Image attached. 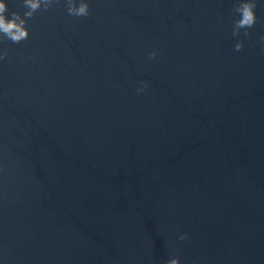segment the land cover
<instances>
[{"label": "water", "instance_id": "water-1", "mask_svg": "<svg viewBox=\"0 0 264 264\" xmlns=\"http://www.w3.org/2000/svg\"><path fill=\"white\" fill-rule=\"evenodd\" d=\"M87 2L0 41V264H264V0Z\"/></svg>", "mask_w": 264, "mask_h": 264}, {"label": "clouds", "instance_id": "clouds-1", "mask_svg": "<svg viewBox=\"0 0 264 264\" xmlns=\"http://www.w3.org/2000/svg\"><path fill=\"white\" fill-rule=\"evenodd\" d=\"M60 3V0H22V7L25 9L23 14L19 11H9L6 0H0V41H11L13 44H20L28 40L30 36L27 27L29 20L33 19L37 12H47L54 4ZM67 14L72 17H89L91 15L90 5L87 0H64ZM260 5V0H236L232 11L236 18L232 22V36L239 38L243 30L244 37L251 35L250 30L257 23L256 9ZM10 17V18H9ZM262 46H264V36L260 37ZM244 49V40L237 39L234 45V51L241 52ZM264 50V47H262ZM158 56V51L153 50L148 53L149 59ZM8 58L7 49H0V62ZM148 82L141 81L136 89L137 94H142L148 88ZM3 169L0 168V172ZM188 238L187 233L181 234L179 240ZM167 264H180L179 257H173L167 261Z\"/></svg>", "mask_w": 264, "mask_h": 264}]
</instances>
